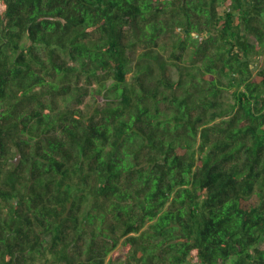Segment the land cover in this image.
<instances>
[{
    "label": "trees",
    "instance_id": "obj_1",
    "mask_svg": "<svg viewBox=\"0 0 264 264\" xmlns=\"http://www.w3.org/2000/svg\"><path fill=\"white\" fill-rule=\"evenodd\" d=\"M0 264H264V0H0Z\"/></svg>",
    "mask_w": 264,
    "mask_h": 264
},
{
    "label": "rangeland",
    "instance_id": "obj_2",
    "mask_svg": "<svg viewBox=\"0 0 264 264\" xmlns=\"http://www.w3.org/2000/svg\"><path fill=\"white\" fill-rule=\"evenodd\" d=\"M252 42H256L254 39H251ZM66 58H68V55H64ZM263 59V58H262ZM262 64V62H260L259 66ZM82 82V81H81Z\"/></svg>",
    "mask_w": 264,
    "mask_h": 264
}]
</instances>
